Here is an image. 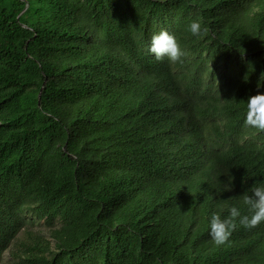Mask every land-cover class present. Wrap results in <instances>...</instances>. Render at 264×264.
<instances>
[{"label": "trees", "instance_id": "obj_1", "mask_svg": "<svg viewBox=\"0 0 264 264\" xmlns=\"http://www.w3.org/2000/svg\"><path fill=\"white\" fill-rule=\"evenodd\" d=\"M260 91L264 0H0V264H264Z\"/></svg>", "mask_w": 264, "mask_h": 264}, {"label": "clouds", "instance_id": "obj_2", "mask_svg": "<svg viewBox=\"0 0 264 264\" xmlns=\"http://www.w3.org/2000/svg\"><path fill=\"white\" fill-rule=\"evenodd\" d=\"M188 28L193 35H200L203 31L200 21L196 19L190 22ZM148 51L154 53L157 59L168 56L173 61L179 60L183 55L175 33L166 28H161L152 34ZM244 122L246 125L264 130V91L248 96ZM231 187L232 184L225 185V189ZM243 204L247 209L243 213L235 205L228 206L227 216H222L216 211L211 213L208 230L217 243L223 242L229 236L237 219L239 224L245 227L254 226L264 220V184L253 187L251 194H244Z\"/></svg>", "mask_w": 264, "mask_h": 264}, {"label": "rangeland", "instance_id": "obj_3", "mask_svg": "<svg viewBox=\"0 0 264 264\" xmlns=\"http://www.w3.org/2000/svg\"><path fill=\"white\" fill-rule=\"evenodd\" d=\"M4 262L8 259V252L3 253Z\"/></svg>", "mask_w": 264, "mask_h": 264}]
</instances>
